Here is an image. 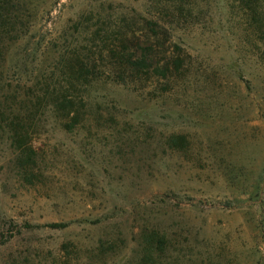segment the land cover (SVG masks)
Listing matches in <instances>:
<instances>
[{
    "label": "rangeland",
    "instance_id": "1",
    "mask_svg": "<svg viewBox=\"0 0 264 264\" xmlns=\"http://www.w3.org/2000/svg\"><path fill=\"white\" fill-rule=\"evenodd\" d=\"M14 3L34 12L0 35V264H264V35L247 9ZM146 48L134 77L124 61ZM73 52L94 71L74 121L32 94L45 72L64 83Z\"/></svg>",
    "mask_w": 264,
    "mask_h": 264
},
{
    "label": "trees",
    "instance_id": "2",
    "mask_svg": "<svg viewBox=\"0 0 264 264\" xmlns=\"http://www.w3.org/2000/svg\"><path fill=\"white\" fill-rule=\"evenodd\" d=\"M17 0H0V35L3 36H10L14 31H18L17 37L15 39H20L19 35L24 33L23 28H28V23H20V25H15L12 21L15 19L21 18L22 12L27 14L34 12L33 7L30 6H20L14 2ZM165 1H172L173 3H177L180 5H184L186 3H189L191 0H165ZM236 1V0H235ZM245 9L249 12L248 16L254 23H256L259 27L260 33L264 35L263 27H264V12H263V3L264 0H238ZM23 8V9H21ZM155 28H158V24H153ZM262 26V27H261ZM18 27V28H17ZM263 28V29H262ZM152 30V29H151ZM156 31L153 29L152 33H155ZM14 40V39H13ZM149 49H142V58L139 59V61H130L131 58L126 59L124 63H127L131 65V70L133 72L131 75L136 77L135 75L144 74L142 71L144 69H148L147 60H148V53ZM5 53V48L0 44V58L3 57ZM73 62H69L67 57L65 59H61L60 62L63 64V68H61V74L62 77L65 79L64 83L62 82H55L53 81V76L45 77L44 74H47L48 72H45L41 75L36 76L33 80L34 85H38V87L32 89L33 95H41L42 98H39L38 101H44L50 106H53L54 112L57 114H62L64 117L72 119L74 121L76 118V115L80 113V109L78 108L79 104H82V102L78 103V99L76 98L75 94L79 93L80 90L85 88V84L88 83V79L94 75V71L92 72L88 65L85 63V61L88 58L79 56L78 54H75V52L72 53ZM67 58V59H66ZM68 62V63H67ZM71 64V66L69 65ZM22 66V65H21ZM174 67L175 72H179L181 68L183 67V61L181 59H176L173 61L172 65L169 63L165 64L163 67V72L161 73V76L163 78L167 77V73L170 72V68ZM19 68V67H18ZM21 68V67H20ZM160 71V69H158ZM25 72V71H24ZM35 73V72H34ZM135 74V75H134ZM39 78V79H38ZM85 83V84H84ZM82 100V99H81ZM82 106V105H81ZM21 130V127L19 124H14V133H16V136L19 135ZM16 142L17 139L15 140ZM23 146H19V148H22ZM68 224L66 223H55L50 225V227L55 229H63L66 228ZM28 228V227H26ZM152 246V245H150ZM158 246L161 248L160 250H163V246L158 244ZM153 262V261H152Z\"/></svg>",
    "mask_w": 264,
    "mask_h": 264
}]
</instances>
